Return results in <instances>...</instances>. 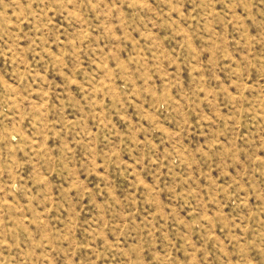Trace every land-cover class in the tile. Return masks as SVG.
I'll list each match as a JSON object with an SVG mask.
<instances>
[{
    "label": "rangeland",
    "instance_id": "obj_1",
    "mask_svg": "<svg viewBox=\"0 0 264 264\" xmlns=\"http://www.w3.org/2000/svg\"><path fill=\"white\" fill-rule=\"evenodd\" d=\"M0 264H264V0H0Z\"/></svg>",
    "mask_w": 264,
    "mask_h": 264
}]
</instances>
